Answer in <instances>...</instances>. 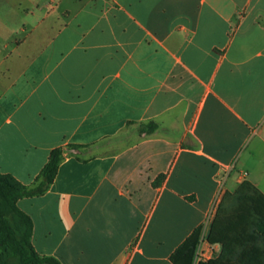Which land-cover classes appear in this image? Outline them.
<instances>
[{"label": "crops", "instance_id": "1", "mask_svg": "<svg viewBox=\"0 0 264 264\" xmlns=\"http://www.w3.org/2000/svg\"><path fill=\"white\" fill-rule=\"evenodd\" d=\"M56 1L0 74V174L34 187L64 150L18 203L36 251L173 264L203 226L200 261H240L264 221V0Z\"/></svg>", "mask_w": 264, "mask_h": 264}, {"label": "trees", "instance_id": "2", "mask_svg": "<svg viewBox=\"0 0 264 264\" xmlns=\"http://www.w3.org/2000/svg\"><path fill=\"white\" fill-rule=\"evenodd\" d=\"M156 123H149L141 132L153 133ZM71 148H78L70 146ZM64 159L63 148L54 149L34 187H28L11 174H0V264H62L54 257L40 255L32 242L34 224L30 215L18 205L26 197L44 194L54 182ZM203 226L197 228L171 255L173 264H193L201 242ZM199 264H264V221L258 225L250 248L236 263L215 260Z\"/></svg>", "mask_w": 264, "mask_h": 264}, {"label": "rangeland", "instance_id": "3", "mask_svg": "<svg viewBox=\"0 0 264 264\" xmlns=\"http://www.w3.org/2000/svg\"><path fill=\"white\" fill-rule=\"evenodd\" d=\"M41 5V11L48 9L49 3L57 4L56 0H0V74L11 67V62L17 53L18 42L24 40L31 33L32 27L28 24L25 30L23 25L30 23L29 11ZM40 14V13H39ZM42 29L35 30L33 35H41ZM3 77L0 78V90L3 86Z\"/></svg>", "mask_w": 264, "mask_h": 264}, {"label": "built area", "instance_id": "4", "mask_svg": "<svg viewBox=\"0 0 264 264\" xmlns=\"http://www.w3.org/2000/svg\"><path fill=\"white\" fill-rule=\"evenodd\" d=\"M198 249H199V247H198ZM198 249H197L196 256H195L193 264H199V262H201L200 261V252H199Z\"/></svg>", "mask_w": 264, "mask_h": 264}]
</instances>
